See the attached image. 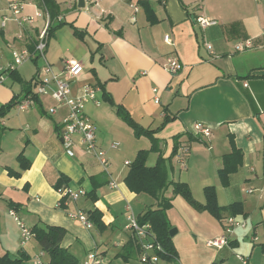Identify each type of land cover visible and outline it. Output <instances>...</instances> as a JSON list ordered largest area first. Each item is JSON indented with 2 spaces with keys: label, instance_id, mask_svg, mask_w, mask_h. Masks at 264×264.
Segmentation results:
<instances>
[{
  "label": "crops",
  "instance_id": "1",
  "mask_svg": "<svg viewBox=\"0 0 264 264\" xmlns=\"http://www.w3.org/2000/svg\"><path fill=\"white\" fill-rule=\"evenodd\" d=\"M85 1L81 9L78 0H58L62 14L57 24L63 25L48 37L46 58L53 72L70 83L71 97L80 96L87 85L99 89V104L89 102L85 113L110 167L106 172L82 147L79 136L73 138V149L66 150L59 133L67 110L50 115L48 110L56 105L50 95L39 97L25 111L16 106L5 110L0 117V257L34 264V258L45 253L50 263L34 233L22 244V222L31 231L45 226L65 229L61 247L78 264L93 252L104 260L143 264L140 252L133 255L125 249L132 239L126 208L131 206L138 217L158 202L132 193L124 179L129 164L140 151L150 150L152 141L136 136L109 98L146 130H157L171 118L154 134L160 152L150 153L148 165L152 161L154 166L161 155L170 180L187 183L193 195L198 188L202 205L205 189L215 187L220 207L239 202L243 206V214L224 213L221 221L195 210L182 197L165 195L173 198L167 215L178 233L172 238L175 257L159 264H243L242 258L264 264V0ZM142 2L150 4L157 22L148 20ZM14 3L23 8L20 16L10 10ZM22 17L32 22L21 23ZM198 18L217 24L203 28ZM49 23L41 0H0V108L37 93L40 63L31 61L36 70L28 80L23 66H15L14 53L36 44ZM166 35L173 45L165 42ZM247 40L253 48L238 52L237 44ZM170 55L184 65L178 74L163 68ZM67 61L80 64L75 77L67 74ZM198 123L211 129L209 138L195 135ZM232 140L243 154V165L223 187L218 172L224 156L232 153ZM113 143L120 144L118 150L111 149ZM122 155L130 158L123 162ZM65 187L85 193L66 209L59 207ZM78 210L100 211L106 229L85 228L70 216ZM229 218L240 224L231 233L226 231ZM224 238L228 245L222 249L207 246L210 240Z\"/></svg>",
  "mask_w": 264,
  "mask_h": 264
},
{
  "label": "built area",
  "instance_id": "2",
  "mask_svg": "<svg viewBox=\"0 0 264 264\" xmlns=\"http://www.w3.org/2000/svg\"><path fill=\"white\" fill-rule=\"evenodd\" d=\"M91 3H96L101 0H89ZM10 10L15 16H20L23 12V8L20 4L14 3L10 5ZM21 23H30L32 19L30 17H22ZM197 22L203 27L216 25L217 22L210 20L208 18H198ZM47 29L41 32L38 37V42L35 47V52L30 53L28 50L18 51L14 53V63L15 66L19 67L28 61L32 60H43V65L40 66L36 78L38 84L37 93L33 97L25 98L23 101L16 104V107L20 111H25L36 104V100L39 97L50 95L55 101L56 105L52 106L48 113L52 116H56L59 109H66L67 114L62 120L60 128V137L63 140L64 147L67 151H71L74 147V136L80 137V144L88 152L93 154L101 163L104 170L108 172L110 164L107 159V155L104 150H101L98 146L96 139V127L91 122L90 118L85 113V108L89 102L97 101V93L99 89L97 87L87 85L84 87L82 93L78 97H71V87L70 83L62 80L60 76L55 74L52 69V65L46 58V51L48 46V34ZM165 42L169 45H173L172 38L169 35L165 36ZM208 49H211L209 44H206ZM253 48V42L247 40L237 44L236 50L238 52H244ZM165 71L170 74H178L184 69V65L180 60L170 55L166 58V62L163 65ZM81 70V66L78 62L67 61L66 62V72L71 77H75ZM157 93V90L154 89ZM159 103V99H156ZM194 133L199 138H209L212 135V131L209 127L203 124H196L194 127ZM120 147L119 143L111 144L112 150H118ZM128 164V163H127ZM111 186L115 188L117 186L116 182H111ZM61 198L59 207L68 208L70 203H76L81 197L85 195L83 191L74 192L65 187L60 190ZM15 216V213L12 212ZM70 216L79 221L85 228L91 230L94 228V224L89 220L88 215L83 210H78L77 213L70 214ZM126 219L128 221L127 229L131 231L132 235L136 239L139 250H140V261L143 264H159L161 260L166 256L165 250L162 245L157 241L154 233L151 230L150 225H140L138 217L134 214L131 206L126 208ZM21 228L22 244L27 243L34 236L33 232L28 229L22 222L19 223ZM240 224L235 218H229L227 221L226 231L231 233L235 226ZM228 245L226 238L224 239H214L207 243L209 247H215L222 249L224 246ZM45 253L34 258V264H47L45 262ZM243 264H249L245 259H241ZM79 264H104L103 259L97 252H93L87 256V259ZM172 264H181L178 262Z\"/></svg>",
  "mask_w": 264,
  "mask_h": 264
},
{
  "label": "trees",
  "instance_id": "3",
  "mask_svg": "<svg viewBox=\"0 0 264 264\" xmlns=\"http://www.w3.org/2000/svg\"><path fill=\"white\" fill-rule=\"evenodd\" d=\"M45 10L49 15V26L47 29L48 37H52L61 25L57 24V20L62 14L60 4L58 0H41ZM148 20L153 24L157 22L155 13L148 2H142ZM75 33L79 36V31L75 30ZM37 43L30 44L28 46V51L30 53L35 52V47ZM35 62L37 60H34ZM108 102L115 106L117 109V114L135 130L136 136H147L152 141V147L150 150L140 151L135 160L129 164L128 173L124 179V182L128 189L137 195L145 194L149 197L155 199L158 202L156 208H151L144 214L138 216L139 224L150 225L151 230L154 233L157 241L162 245L165 250L166 256L164 257L168 261H172L175 257V249L173 247L172 238L170 237V230L172 229L171 223L168 219V211L173 208V198H166L165 193L171 188L174 197H182L186 202L193 207L195 210L203 212L207 211L219 220H223V214L229 213L230 215L236 216L243 214L242 203H234L225 208H222L218 204L217 192L215 187H207L205 189L206 204L202 205L196 201L192 191L187 183L184 182H172L169 178L168 167L166 160L160 155L156 164L154 166L148 165V158L150 153L160 152L159 144L154 134L157 133L166 123L170 121L171 118H167L163 125L157 130H146L141 128L129 115V113L122 107L116 106L114 102L107 98ZM38 100V99H37ZM17 102L10 103L7 106H2L0 108V117L5 115L6 111L15 107ZM6 110V111H5ZM1 130V128H0ZM1 134V133H0ZM180 137L176 138L178 141ZM232 153L224 156L223 166L219 170V179L223 187H228L230 185L231 176L238 172L240 167L243 165V154L237 149L233 140ZM178 147L174 150V155H176ZM22 165L24 168H28L29 165L22 160ZM18 177L20 174H12ZM95 192V191H94ZM95 197V193L93 194ZM89 220L94 224L99 231H104L106 229L102 221V213L98 210H91L86 212ZM32 232L35 234L37 240L39 241L42 249L48 253L50 257L49 264H78L72 254L61 247L62 241L66 236V230L60 227H34ZM127 252L133 255L140 252L139 245L132 235V239L125 246ZM138 251V252H137ZM125 258V257H124ZM23 259L11 258L9 256L0 257V264H20Z\"/></svg>",
  "mask_w": 264,
  "mask_h": 264
},
{
  "label": "rangeland",
  "instance_id": "4",
  "mask_svg": "<svg viewBox=\"0 0 264 264\" xmlns=\"http://www.w3.org/2000/svg\"><path fill=\"white\" fill-rule=\"evenodd\" d=\"M51 47H52V44H51ZM38 62L40 63V66H42L43 65V60H41V59H39L38 60ZM23 67H22V71L24 72V75L25 76H27V78H28V80H30L31 78H30V75H31V73L32 72H35V66L33 65V63L31 62V61H28V62H26L24 65H22ZM121 148H123L122 146H121ZM154 153V152H153ZM155 154V153H154ZM153 157V156H152ZM152 157H150V158H152ZM125 158H127V159H129L130 157L129 156H124L123 157V155L121 156V159H123L122 161L124 162L125 161ZM151 160V159H150ZM152 162V161H151ZM151 162H149V166L152 164ZM127 167V166H126ZM176 172H177V177H179V173H180V167H177L176 166ZM127 171V170H126ZM194 191H195V194L193 195L194 196V198L196 199V201L197 202H199L198 201V199H197V196H198V188H194ZM167 194H172L173 195V191H172V189H169L166 193H165V195H167ZM152 203L154 202L153 200L151 201ZM144 209V208H143ZM137 210H138V207L135 209V211L137 212ZM141 212V211H140ZM112 253L113 252H111V255H112ZM111 258H112V256H111ZM103 261H104V264H126V263H124L122 260H120V261H118V259L117 260H115L114 258H112L111 259V261H110V259H108L107 258V260H106V257H105V260H104V258H103Z\"/></svg>",
  "mask_w": 264,
  "mask_h": 264
},
{
  "label": "water",
  "instance_id": "5",
  "mask_svg": "<svg viewBox=\"0 0 264 264\" xmlns=\"http://www.w3.org/2000/svg\"><path fill=\"white\" fill-rule=\"evenodd\" d=\"M78 5L81 9H84L86 7V1L85 0H78ZM178 233V230L176 228L170 230V237L174 238V236Z\"/></svg>",
  "mask_w": 264,
  "mask_h": 264
}]
</instances>
